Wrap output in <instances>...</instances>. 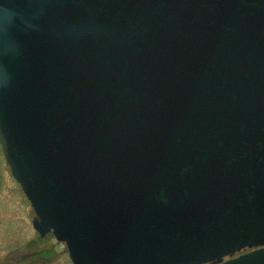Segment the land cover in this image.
Here are the masks:
<instances>
[{"label": "water", "instance_id": "95a60500", "mask_svg": "<svg viewBox=\"0 0 264 264\" xmlns=\"http://www.w3.org/2000/svg\"><path fill=\"white\" fill-rule=\"evenodd\" d=\"M0 139L74 264H264V0H0Z\"/></svg>", "mask_w": 264, "mask_h": 264}, {"label": "rangeland", "instance_id": "374dc122", "mask_svg": "<svg viewBox=\"0 0 264 264\" xmlns=\"http://www.w3.org/2000/svg\"><path fill=\"white\" fill-rule=\"evenodd\" d=\"M34 215L0 140V264H73L63 241L51 232L39 235L32 225Z\"/></svg>", "mask_w": 264, "mask_h": 264}, {"label": "flooded vegetation", "instance_id": "af4514ba", "mask_svg": "<svg viewBox=\"0 0 264 264\" xmlns=\"http://www.w3.org/2000/svg\"><path fill=\"white\" fill-rule=\"evenodd\" d=\"M246 250V249H245Z\"/></svg>", "mask_w": 264, "mask_h": 264}]
</instances>
